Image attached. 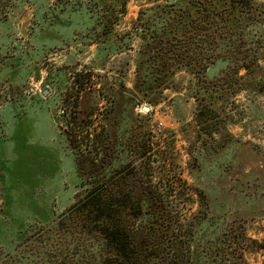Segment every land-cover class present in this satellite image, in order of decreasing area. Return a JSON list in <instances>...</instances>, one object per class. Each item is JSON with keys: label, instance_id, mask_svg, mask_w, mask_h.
<instances>
[{"label": "rangeland", "instance_id": "obj_1", "mask_svg": "<svg viewBox=\"0 0 264 264\" xmlns=\"http://www.w3.org/2000/svg\"><path fill=\"white\" fill-rule=\"evenodd\" d=\"M82 1L80 7H61L58 0H0V264L62 262L69 234L80 231L68 210L84 183L78 166L83 144L70 142L64 121L70 116L79 124L125 120L128 114L120 112L127 110V102L109 105L102 95L118 88L119 81L131 87L140 43L135 38L126 53H108L103 34L124 43L134 31L139 9L166 3L129 0L117 24L101 27L100 10ZM257 35L248 28L243 37L264 43ZM198 39L193 40V55L215 46L209 44L211 37L202 38V45H196ZM229 43L219 33L216 55L199 64L195 54L193 84L202 75L210 88L220 89L218 80L230 66L229 55H221ZM185 70L181 67L175 74L179 92L165 90L158 105L141 106L149 107L144 121L154 140L172 141L175 166L193 187V203L182 210L184 218L192 219L207 207L205 224L194 227L193 242L202 263H211L217 256L203 247L214 246L225 231L227 242H240L239 263L264 264V86L234 94L222 88L220 116L201 125L195 121V101L184 90L190 79ZM76 71L88 72L93 88L80 90L74 109L63 97ZM243 74L240 70L239 76ZM141 106L134 108L135 115L146 114ZM240 232L244 239L234 237ZM227 255L225 263L234 256L232 251Z\"/></svg>", "mask_w": 264, "mask_h": 264}, {"label": "trees", "instance_id": "obj_2", "mask_svg": "<svg viewBox=\"0 0 264 264\" xmlns=\"http://www.w3.org/2000/svg\"><path fill=\"white\" fill-rule=\"evenodd\" d=\"M165 1L164 5L139 9L134 31L124 43L116 35L103 34L108 53H126L135 38L140 43L133 61L131 87L119 81L118 88L102 95L109 105L121 99L127 102V110L119 111L121 115L128 114L125 120L114 125L108 121L79 124L70 116L64 121L70 142L83 144L78 166L84 183L78 199L68 210L69 219L78 224L80 231L69 234L71 242L60 264H203L199 247L193 242V230L197 224H205L202 221L207 217V207L193 214L192 219L184 218L182 210L193 203V187L175 166L172 141L166 137L154 140L144 121L148 113L135 115L134 108L142 104L155 107L165 90L179 92L182 88L175 83V74L181 67L190 76L184 90L195 101V121L201 125L220 116L218 104L225 99L222 91L229 89L234 94L248 87L263 88L264 43L248 41L243 35L249 28L258 33L257 37H264V2ZM128 2L88 0L87 4L100 10L101 27H111L125 14ZM57 3L61 7L83 5L82 0ZM219 33L227 35L230 41L221 55H229L230 66L218 80L220 89L210 88L202 75H196L193 84L195 54L199 64L216 55L213 49ZM197 36L200 39L195 41L196 45L211 37L209 44L215 46L208 52L197 49L193 55V40ZM240 70L244 71L242 76ZM87 73L74 72L63 97V102L72 104L74 109L78 106L80 90H86V85L91 83ZM92 85L88 87L93 88ZM187 168L192 171V164ZM227 235L222 231L214 246L205 244L203 248H212L217 256L205 264H241L240 242H227ZM234 237L244 239L245 235L240 232ZM71 243L76 246L71 247ZM231 251L232 261L225 263L227 252Z\"/></svg>", "mask_w": 264, "mask_h": 264}, {"label": "water", "instance_id": "obj_3", "mask_svg": "<svg viewBox=\"0 0 264 264\" xmlns=\"http://www.w3.org/2000/svg\"><path fill=\"white\" fill-rule=\"evenodd\" d=\"M140 109H141V111L144 112V113H146V112L149 111V107H147V106H145V105L141 106Z\"/></svg>", "mask_w": 264, "mask_h": 264}]
</instances>
